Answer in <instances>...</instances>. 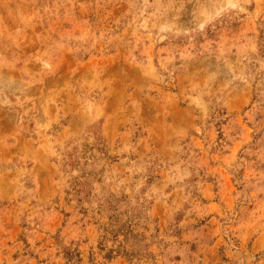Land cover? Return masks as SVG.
<instances>
[{"label": "rangeland", "instance_id": "rangeland-1", "mask_svg": "<svg viewBox=\"0 0 264 264\" xmlns=\"http://www.w3.org/2000/svg\"><path fill=\"white\" fill-rule=\"evenodd\" d=\"M263 250L264 0H0V264Z\"/></svg>", "mask_w": 264, "mask_h": 264}, {"label": "crops", "instance_id": "crops-1", "mask_svg": "<svg viewBox=\"0 0 264 264\" xmlns=\"http://www.w3.org/2000/svg\"><path fill=\"white\" fill-rule=\"evenodd\" d=\"M260 237L261 236H257L256 238H255V240L252 242V245H251V249H253V251H254V246H255V248H257V245H258V240L259 241H261L260 240ZM255 243V244H254ZM251 252H252V250H251ZM258 261H257V263L256 264H264V250L262 251V253L261 254H259L258 255Z\"/></svg>", "mask_w": 264, "mask_h": 264}]
</instances>
